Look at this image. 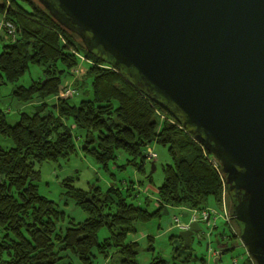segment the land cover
<instances>
[{"label":"trees","instance_id":"obj_1","mask_svg":"<svg viewBox=\"0 0 264 264\" xmlns=\"http://www.w3.org/2000/svg\"><path fill=\"white\" fill-rule=\"evenodd\" d=\"M1 15L13 23L14 36L0 33V83L15 82L30 64L40 67V75L12 88V98L30 105L18 112L14 123L9 124L0 110V136L11 142L0 146V264H71L69 255L81 264H92L93 251L103 258L117 254L118 264H138V245L126 240L136 223L159 217L163 206L183 208L179 214L210 208L211 203L220 206L218 173L181 126L178 115L134 86L104 58L87 52L79 38L35 0H0ZM78 63L83 71L71 77L70 70ZM65 80L75 95H82L76 103L70 98L51 99ZM66 120L79 131L80 150L104 171L117 150L128 156L125 164L142 171L144 145L165 146L170 162L161 166L163 178L155 187V208L147 210L133 203L131 186L83 189L73 185L69 176L60 183L65 201L70 200L85 217L79 222L67 218V225L57 229L65 215L38 193L39 171L34 166L67 158L75 151ZM224 190L230 211L232 200ZM224 235L236 238L220 233ZM146 238V249L152 252V238ZM225 248L226 244L218 245V253ZM188 256L180 262L189 261ZM147 264L167 261L155 255ZM241 264H248L247 257Z\"/></svg>","mask_w":264,"mask_h":264},{"label":"water","instance_id":"obj_2","mask_svg":"<svg viewBox=\"0 0 264 264\" xmlns=\"http://www.w3.org/2000/svg\"><path fill=\"white\" fill-rule=\"evenodd\" d=\"M35 1L179 116L224 175L239 243L264 264V0ZM199 232L192 220L177 236L187 247Z\"/></svg>","mask_w":264,"mask_h":264},{"label":"rangeland","instance_id":"obj_3","mask_svg":"<svg viewBox=\"0 0 264 264\" xmlns=\"http://www.w3.org/2000/svg\"><path fill=\"white\" fill-rule=\"evenodd\" d=\"M39 75L40 67L30 64L27 70L15 82L0 83V110L5 113L9 124L17 120V111H27L29 105H22L19 101L12 98V88L17 85H27ZM81 98L82 95L79 93L70 97V101L76 103ZM65 124L70 128L75 151L67 158H59L54 162L43 161L34 166L39 171L38 180L35 182L38 193L52 200L55 207L58 210H63L65 215L62 221L57 222V229H63L67 225V217H71L73 221H81L85 217L84 212L80 208L75 206L70 200L65 201L63 188L60 183L62 179L69 176L73 177V185L83 189H87L91 185L99 186L102 190L107 186L118 187L122 190L131 186V192L135 193V197L131 199L133 203L145 206L147 210L155 208V187L160 184L163 178L161 166L170 162L165 146L153 142L149 144L150 151L154 153V158L150 160L144 159L142 171H138L130 164H125L128 156L123 151L117 150L114 161H109L107 170L104 171L91 156L84 154L80 150L79 131L74 129L70 120H66ZM10 145L9 139L0 136V146L8 147ZM122 164L125 165L122 167ZM151 164L153 165L152 169ZM148 175L150 180L147 178ZM225 205L226 210L229 211L226 201ZM209 207L217 214L214 221L216 228L213 232H210L211 226L208 222H205V220L198 221L200 238L197 235H192L189 248L184 247L175 236L179 230L175 227L172 216H177L180 221H184L185 219V217H180V210L176 207L170 206L167 214L160 215L146 223H136L135 231L128 233L127 240L135 238L138 242L137 263L146 264L151 256L159 255L167 261V264H172L173 262L175 264H241L246 257L244 247L239 243L237 238L231 237L226 240H220V233L229 234V229L221 217L222 211L220 206L211 203ZM232 225L237 231L235 222L232 221ZM139 233H143L144 237L138 238L137 235ZM145 235L146 237H154V241L150 242L153 248L152 252L146 249L148 242ZM222 243L226 244L227 249L218 256V260H215L219 254L218 245ZM213 250H216V255L211 254ZM175 254L177 257H174ZM188 254L190 255L188 256L190 258L189 261L181 263L180 261ZM68 259L71 264H81L72 255H69ZM117 260L118 257L115 253H110L105 259L102 256L95 255L92 258V264H118Z\"/></svg>","mask_w":264,"mask_h":264},{"label":"built area","instance_id":"obj_4","mask_svg":"<svg viewBox=\"0 0 264 264\" xmlns=\"http://www.w3.org/2000/svg\"><path fill=\"white\" fill-rule=\"evenodd\" d=\"M0 33L4 36V37H13L14 36V26L13 23L4 18L3 15L0 16ZM79 60H83V57L81 55H78ZM83 71L82 66L80 65V63H78L76 66H74L71 70V77H77L78 75L81 74V72ZM75 95V90L69 86L68 81L65 80L62 82L61 86L59 87L57 93L55 95H53L51 97V99H56V98H70L72 96ZM150 144V143H149ZM149 144L144 145L143 147V155H144V159H152L154 158V153H152L150 151L149 148ZM200 148L202 149V152L204 154V157L206 158V160L215 168V170L218 173L220 182H221V196H220V209L222 211V215L221 217L223 218L225 224L228 226L229 229V233H232L233 235L236 236V238L238 239V232L233 228L232 225V220L229 216V211L226 210V205H225V194H224V176L223 174L220 172L219 170V166L217 164V162L215 161V159L213 158V156L206 152L204 150V148L199 144ZM187 218L185 221H180L178 219L177 216H172V220L173 222H175V227L179 230V229H183L187 227L188 222L194 220L196 222L198 221H202L206 219V222L210 223V225L214 224V220L216 218V212L211 209V208H203V209H191L188 211V214L186 213ZM216 250H213L211 254L216 255ZM245 256L248 259L249 264H255L254 261L247 255L245 254Z\"/></svg>","mask_w":264,"mask_h":264},{"label":"crops","instance_id":"obj_5","mask_svg":"<svg viewBox=\"0 0 264 264\" xmlns=\"http://www.w3.org/2000/svg\"><path fill=\"white\" fill-rule=\"evenodd\" d=\"M22 105H25V104H23V103H21ZM28 105V104H27ZM29 107H30V105H28V109H29ZM17 112H19V111H17ZM179 209V208H178ZM183 208H180V210H182ZM60 211H62L63 212V210H60ZM64 214V213H63ZM67 218H70V219H72L71 217H67ZM84 219V218H83ZM73 220V219H72ZM183 221V220H182ZM215 221V220H214ZM74 222H79V221H74ZM208 224H210V223H208ZM214 226L213 227H211L210 228V232H213V230L216 228V225H215V222H214V224H213ZM210 226H212V225H210ZM158 227H159V225H158ZM210 232H209V234H210ZM138 238H143L144 236H143V233H139L138 235ZM127 237H128V234H127V236H126V240H127ZM145 237H146V235H145ZM151 242H153L154 241V237L153 236H151ZM227 239V236H221V239L220 240H226ZM128 241H135L136 243H137V245H138V242L135 240V238H132V240H128ZM221 246H225V243H222L221 244ZM227 248H225L223 251H222V253L226 250ZM93 254H94V256L95 255H97L94 251H93ZM100 256V255H99ZM214 256V255H213ZM218 256H220V254H218ZM105 259V258H104ZM215 260H218V258H216ZM149 261V260H148ZM148 261H147V263H148ZM144 262H146V260H144ZM146 263V264H147ZM106 264V263H105ZM248 264H249V262H248Z\"/></svg>","mask_w":264,"mask_h":264}]
</instances>
